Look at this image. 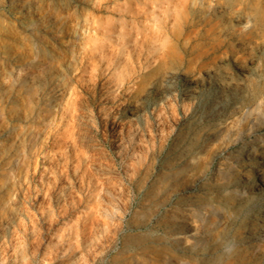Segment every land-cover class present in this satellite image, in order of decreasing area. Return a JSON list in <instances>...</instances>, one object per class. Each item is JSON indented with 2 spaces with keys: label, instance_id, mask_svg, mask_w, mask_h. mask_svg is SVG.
Segmentation results:
<instances>
[{
  "label": "bare ground",
  "instance_id": "1",
  "mask_svg": "<svg viewBox=\"0 0 264 264\" xmlns=\"http://www.w3.org/2000/svg\"><path fill=\"white\" fill-rule=\"evenodd\" d=\"M7 3L18 17L23 31H19L20 25L12 23L5 28L12 38V47L5 53L11 67L7 73H0L4 76V80H0V117L4 116V109L12 101V120L17 125L0 133V176L5 180L3 190L19 189L21 193L33 172L40 175V179H46L47 189L30 196L32 204L41 205V208L46 204L44 207L47 209V203L60 200L62 206L60 212L51 210L43 216L41 232L40 227L33 224L39 233L34 231L30 237L31 226L29 228L25 220L20 222L16 216H10L9 220L3 221L4 224L0 222V264H29L31 259L37 264H55L59 260L67 264H82V258H85V263L90 259L87 256L91 257L93 264L102 262L109 250L115 249L118 239L123 238V222L132 211L135 197H141L142 204L155 208L154 213L162 212L168 203L176 201L174 209L165 208L164 227L166 234L170 235L169 240L163 236L157 240L158 249L162 251L161 264L193 263L194 259L189 254L205 258H197L198 263L195 264H247L249 260L238 247L264 233V204L252 208L249 204L253 196L264 190V138H257L246 145L240 155L229 157L226 164L217 170L215 182L202 189L200 196H193L190 189L180 190L184 173L189 170L172 172L174 169L171 170L168 162L172 154L166 157L165 154L161 168H157L160 153L150 149L140 153L136 141L141 136L134 134L136 129H159L164 150L171 137L180 149L191 144L184 130L169 132L166 128L163 104L151 106L148 102L152 96L170 94L168 84L179 79V72L184 70L194 77L200 67L204 69L202 64L208 54L205 42L212 40L214 47L219 43L218 7L210 0H8ZM249 23L250 19H247L246 24ZM79 27L88 33L87 38L83 37L84 41L78 40L84 45V53L80 56L86 57L79 58L81 61L73 58L68 62V50L62 41L67 40V49L74 50ZM30 32L36 40L35 52L33 57L21 58ZM76 54L73 51L70 58ZM46 62L57 67L56 73L49 82L38 81L37 71ZM205 70L210 77L216 75L213 69L205 67ZM27 92H30L29 98L24 96ZM86 93L95 97L98 94L99 98L95 109L83 112ZM184 103L181 107L178 102L175 107L172 105L173 114L180 108L182 112L190 113V104ZM80 125L97 131L104 129L105 141L109 133L114 147L121 149L118 154L128 166L124 164L133 189L124 201L116 200V205L108 203L106 195L111 196L113 190L110 191L108 181L96 172L101 170H97L96 158L90 155L92 151L80 143ZM18 127L21 132H17ZM220 132L218 130L209 136V141L219 139ZM126 138L131 139L129 148L125 144ZM157 139L152 135V147ZM228 152L222 153L221 157ZM35 157L41 160L32 165L31 159ZM206 170L204 168L193 176L189 186L194 189L191 190L194 191L205 178L207 180ZM79 205L82 208L79 215L74 219L70 217L72 220L66 223L68 208L72 210ZM29 214L25 213L27 219L31 216ZM32 217L36 218L33 214ZM153 217L159 218V214ZM235 225L237 229H233ZM220 228L222 230L218 232ZM81 246L86 250L78 254ZM152 246L146 249L147 256H150ZM225 247L229 248V254L224 259L216 252L220 253L219 249ZM260 247L264 248V245ZM41 251L44 252L43 257L41 255L38 261L36 258ZM147 256L143 255L144 258ZM80 259L81 262L78 261ZM136 259L132 258L134 264H146L144 260L142 263Z\"/></svg>",
  "mask_w": 264,
  "mask_h": 264
},
{
  "label": "rangeland",
  "instance_id": "2",
  "mask_svg": "<svg viewBox=\"0 0 264 264\" xmlns=\"http://www.w3.org/2000/svg\"><path fill=\"white\" fill-rule=\"evenodd\" d=\"M210 1L212 2L213 5L218 7V14H219L218 25H219V28L217 30V33H218V39L217 40H219V43L216 47H214L215 43L212 40H207V42H205L206 49L208 50V54H207V56L204 59L203 64H202V66H204V69L202 67H200L199 70L197 71L198 73H195L196 76H194V77H192L193 75H189V74L185 73L184 70L179 72V79L173 80L171 83L168 84L170 86V94H167L163 97L162 96H152L151 98H149V102H148V103H151V106L155 105V104H161V105L163 104L165 106V109H166V115H165L166 119L165 120L167 121V124H168L167 125L168 127H166V128L169 130V132H171L173 129L176 130V132L184 130V132L188 135L189 141L191 142V144L185 145L184 147H182L180 149L179 146L174 143V140H173L174 138L171 137V139L169 141L172 143H170L168 141L167 144H165L166 150H164V147L162 148L161 143H160L159 136H161L160 135L161 131L159 129L142 128L139 130L138 129L134 130L135 131L134 134L137 133L139 136H141L140 137L141 139L138 138L136 141L137 145H138V150L140 149L139 150L140 153L144 152L145 149H147V150L150 149V151L155 150L156 152L158 151L160 153V155H159L160 160L158 161L159 164L157 163V168L160 169L161 164L164 161L165 157L169 154H172V156H170V158L168 160L171 170L174 169V171L172 170V172H175L178 169L184 170V171L189 170V171H186L184 173V176H185L184 182H183L184 184L182 183L180 190L183 191V190H186V188L188 190L190 189L191 194L193 196L194 195L200 196L202 194V189H204L205 187L211 186L215 182V179L217 178L216 177L217 176L216 175L217 170H219L221 165L226 164V160L229 157H236L237 155H240V153L243 151V149L245 148L246 145L252 144L257 138H264V0H217V1L216 0H210ZM220 1H222V2H220ZM4 2H5V4H3ZM7 2H8V0H0V8H1L0 9V21H1L0 26L2 27V28L0 27V43H1L0 44V60H1L0 61V73H3V74L7 73L8 72L7 69H9L11 67L9 64V61L5 55V53L9 52V50L12 47L11 35L9 34V30H6L8 27L7 24L11 25L10 23H12V24H16L18 26L20 25V23L18 22V17L15 16L13 11H11L12 9H11L9 3H7ZM229 12H231V13L229 14ZM232 13H233V15H231ZM247 19L248 20L250 19L251 23H249V25L246 24ZM3 22L6 25H4ZM246 26H247V29H245ZM1 29H2V31H1ZM20 30H21V32L23 31V27H21V25L19 26V31ZM6 33L8 36L6 35ZM85 33H86V30L82 27H79V29L76 33V35L79 34L78 36H76L77 42H76L75 47L76 48L79 47L77 49L75 47H74V50H73V48H70L71 50L67 49L68 48V44L66 42L67 40L62 41L64 48L66 50H68V51H66V53L68 54V59H69L68 62H71L73 60V58L74 59L77 58V60L79 61L80 59L86 57L85 55H83L84 57L80 56V55H82L81 53H84L83 52L84 45L81 42H83L84 39L87 38V36H88L87 35L88 33H86V34ZM2 35H4V36H2ZM79 36L81 38H79ZM83 37H84V39H83ZM30 38H31L32 42L30 41ZM50 39L51 38H49L48 41ZM2 40H3V42H2ZM78 40H83V41H79V43H80L79 44ZM27 41H29V42L26 43L25 48H24L25 52L22 53L21 58L33 57L32 53L35 52L36 40H35V37L32 35L31 32L28 35ZM6 42H8V43L6 44ZM3 43H4V45H2ZM82 45H83V47H82ZM30 46H31V48H30ZM31 49H32V52L30 53ZM60 50H61V48H60ZM81 50H82V52H81ZM222 50L224 53L222 52ZM73 51L77 52V54L75 55L76 57L72 56V58H70ZM26 52H27V54H26ZM79 52H80V54H79ZM69 53H71V54L69 55ZM77 55H79V56H77ZM1 56H2V58L4 57L5 60H7L6 63H5L4 59L2 60ZM1 64H3V65L1 66ZM44 65L42 67H40L37 71L38 77H39L38 81L49 82L51 80V76L54 74V72L56 73L57 67H55V65L53 63H50V62H46ZM205 67H206V69L207 68L213 69L215 71L216 75L211 76V77L206 75L207 70H205ZM4 71H6V72L4 73ZM39 73H42V74L39 75ZM1 75H0V80L2 79V81H3L4 76L2 75L3 76L2 77ZM182 79H185V80H182ZM247 80H248V82H247ZM2 81H0V84ZM194 81H197V82H194ZM29 93L27 92V94L26 95L24 94V96L29 98V96H30ZM178 95H179V97H178ZM98 98H99L98 94L95 97L94 95H91V93H86L85 94L86 102H84V106L82 104V110H84L83 112H86L89 108L95 109L96 108L95 105H97V99ZM90 99H92V100H90ZM215 101L216 102L218 101V102L216 103ZM177 102H178L180 107H181L182 103H184V102H185L184 104H190V107H191L190 113L187 114L184 111L182 112V110L180 108L181 112L179 111L178 112L179 114L178 113L173 114L174 113V112H172L173 107H175V105H177L176 104ZM168 103H170V104H168ZM10 104L13 105L12 101H10ZM10 104L3 111L4 116L2 115L0 117V133H2L8 127L11 128L12 126L17 125L12 120L11 109L13 110V106ZM88 104H89V106H88ZM172 105H173V107H172ZM169 110L171 111V113H169ZM245 112H247V113H245ZM184 114H185V116H184ZM193 115H194V117H193ZM172 116H173V118H171ZM243 116L245 118H243ZM176 118H179L178 120H180V121L176 120ZM3 122H4V124H3ZM5 122H7V123H5ZM170 123L173 124L174 126L171 125ZM185 123H186V126H185ZM200 124H202V125H200ZM170 128H172V129H170ZM167 129H166V131H168ZM218 130H221L219 139L214 140V141L213 140L209 141V139H210L209 136H211L212 134H214V132H216ZM192 131H194V132H192ZM17 132H21L20 127L17 128ZM78 133L80 136L79 141L82 144V146H86L85 148L89 152L92 151L90 153V155H92L93 157L96 158L97 170H101V171H96V172L99 173V176L102 175L101 176L102 179H104V180L106 179L108 181V187H110V191H111V189L113 190V191H111L112 192L111 196L109 195V197H108V195H106V199H107L108 203L111 205H116L118 200L124 201V199H125L124 197H127V195L129 196L131 191H133V189H131V187L129 185L130 178L128 176V171H127L128 166L125 164V162H123L124 160L118 154L121 149L114 147L115 144L110 139L109 133L107 134L108 140L105 141L106 136L104 135V129H100L97 131L96 129H94L90 126H89V128H86V127L80 125L79 129H78ZM166 133H168V132H166ZM207 134H209V135H207ZM152 135L156 136V138H158L155 141L156 144L153 147H152V142L150 140ZM103 137H104V139H102ZM141 140H143V141H141ZM91 141H93V142H91ZM130 141H131L130 138L125 139V144H126L127 148H129L131 145ZM84 142H85V144H84ZM158 143H160V144H158ZM139 145H141V148H139L140 147ZM156 145H158V146H156ZM89 146H91V147H89ZM227 150H229V152L226 154V156L221 157L222 153H224ZM173 151H174L175 155L173 154ZM178 151H179V154H178ZM99 155H101V156H99ZM164 155H165V157H164ZM189 156H190V160H189ZM33 158L31 159V161H32L31 164L33 163L32 165H36L37 161L41 160V159H38L37 157H35V159H33ZM213 160H214V162H213ZM236 165H238V164H236ZM124 167H126V169H124ZM192 167H194V168H192ZM196 167H198L199 169H197ZM200 167H202V168H200ZM33 168H34V166H33ZM204 168L207 169L206 170V172H207L206 176L208 177L207 180H210V181H207L205 178L204 181H201V183L198 184L201 186L196 185L195 190L194 191L191 190V189H194V187L189 186L190 180L193 179V176L198 174ZM194 169L196 170V172ZM190 171H191V173H190ZM105 173H107V174L105 175ZM186 174H189V175L186 176ZM31 175L34 176L35 178L34 177L31 178ZM213 177H215V178H213ZM29 178L30 179H28L26 184L24 185L25 187L23 186V189H22L23 191L22 190L20 191L21 193L23 192V194H21L18 191L19 189H17V190H15V189L3 190V185H4L5 180L0 176V222L2 224L4 220H5L4 222H6L7 220H9L13 216H16L18 218V220L20 219L21 220V221L19 220L20 222L25 220V223H27L29 228L31 226V228L29 230V237H30V233L32 234V232H34V231L37 233L41 232V228H42L41 219L43 218V216H45V214L47 212H50L51 210L54 212H57V213H58V211L60 212L61 210H59V209H61L62 203L60 200H56L53 203H47V204H49L48 205L49 209L47 207H46L47 209H45L44 206H46V204L43 206V208H41L42 206L38 205V204L33 205L32 201H30V196H34L35 194L38 195L39 193L43 192V190L47 189V186L45 185L46 179L45 178L40 179L41 178L40 175H38V174L35 175V174H33V172L30 174ZM109 178H110V180H109ZM27 184H29L28 187H26ZM43 185H44V187H43ZM41 187H43V188H41ZM116 187H118V188H116ZM120 187H122V188H120ZM125 187L127 190L126 189L124 190ZM35 188L40 192H37V190ZM121 189H122V191H121ZM128 189H129V191H128ZM199 189H201V190H199ZM33 190H34V192H32ZM124 191H127V192L125 193ZM114 192H116V193H114ZM30 193H32V195ZM124 193H125V195H124ZM120 195H122V196L124 195V196L122 197ZM20 198H21V200H20ZM140 198L135 197V199L132 201V211H131L132 213L130 212V214H129L130 216L127 215V218H126L127 220L125 222H123V224H124L122 227L123 238H120L122 240L118 239L119 241H118L115 249H112L111 251L109 250V252H108L109 254L107 253L106 258L104 260H102V262L97 261L94 264H98V263L99 264L100 263L101 264H103V263L104 264H115V263L116 264H134L135 262L132 261V258L134 260L137 258V256H138L137 259H140L141 262L144 260L146 264H152V262H153V264H161L162 251H160L158 249V246H157L158 241L157 240L161 239L163 237H164V239L169 240L170 235L166 234L167 230L164 227V218L166 217L165 216V212H166L165 208L167 207V210L174 209V207L176 205L175 204L176 201L173 200V201H171V203H168L166 205V207L161 209L162 212L159 211V213L158 212L154 213L156 211L155 208L148 207L147 205L142 204L141 203L142 198L141 199ZM113 200L115 203L113 202ZM250 200H251L249 202V204L251 203L250 207L251 206L252 207L262 206L264 204V190H263V193H259L255 196H253ZM25 207L27 209H25ZM80 207H81V205H79L75 208L72 207V210H69V209H71V207L68 208L69 214L67 215L68 217L66 216L67 219L65 218V221L67 220L66 223H68L70 220L74 219V217L79 215V212L82 209V208L80 209ZM136 207H137V209H136ZM40 208L43 209L44 211H41ZM78 209H80V210H78ZM143 210H144V212H143ZM27 212H29L30 213L29 215H31L29 219H27L25 216V213L27 214ZM31 213L33 214V216L35 215L36 218L32 217ZM40 213H42V214H40ZM133 213H134V215H133ZM156 214H159V218L153 217ZM70 217L71 218L73 217V218L71 219ZM34 219H38V220L36 221ZM32 220H34V221H32ZM63 221H64V219H63ZM238 222L239 221H237L236 223H238ZM29 223H30V225H29ZM39 223L41 225H39ZM33 224L38 228L40 227L39 232L37 229H36L37 231L35 230V226H34V228L32 227ZM146 226H148V227H146ZM132 227H134V229ZM197 227H199V226H197ZM31 229H33V230H31ZM233 229H237V225H235ZM221 230H222V228H220L218 230V232H220ZM140 231H141V233H140ZM125 232H127V233H125ZM217 233H215V235H217ZM46 236H49V235H46ZM167 242H168V246L170 245V247H171L172 244L169 241H167ZM145 243H147V244H145ZM151 244H153L154 246H152ZM186 245H187V243H186ZM260 245H264V233L257 236L255 239L250 240L248 243H245V244L238 247V249L242 251V254L247 257V260H249L248 262L246 260L247 264H264V248H261ZM125 246H127V247H125ZM151 246L153 247V250L151 251L150 256H147L145 251L147 248H149ZM256 246H258L259 249ZM231 247H232V245H231ZM23 248H22V251L25 249V248L24 249ZM131 248H132V250H131ZM83 250H86V249L84 248V246H81L77 253L80 254ZM228 250H229V248H226V247L223 250L219 249L218 252H220V253L216 252V255L222 256L225 259L227 257L226 255L229 254ZM41 252H40V255L38 256V258H36L38 261L40 260L41 257H43L44 252L43 251H41ZM181 254L183 255V253H181ZM143 255L147 256L148 258L147 257L144 258ZM189 256L194 259L193 260L194 264L198 263L196 261L197 258L199 260L205 259L204 257H201V258L196 257L194 254H191V255L189 254ZM87 257L90 258V259H88V261L89 260L90 261L89 262L87 261L85 263V258H82L83 259L82 264H93V262L91 263V257H89V256H87ZM107 257L109 258V260ZM78 261L81 262L82 260L80 259ZM58 262H55V264H57V263L58 264H67L66 261H64V260H59ZM193 263L190 262L189 264H193ZM29 264H37V263H36V260L31 259V262L29 261Z\"/></svg>",
  "mask_w": 264,
  "mask_h": 264
}]
</instances>
